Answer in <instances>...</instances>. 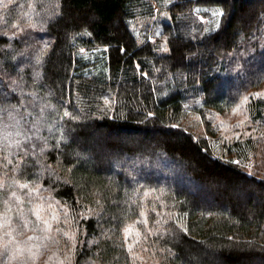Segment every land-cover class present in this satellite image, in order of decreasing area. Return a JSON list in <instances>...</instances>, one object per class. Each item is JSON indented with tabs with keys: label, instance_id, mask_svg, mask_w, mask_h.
Instances as JSON below:
<instances>
[{
	"label": "trees",
	"instance_id": "obj_1",
	"mask_svg": "<svg viewBox=\"0 0 264 264\" xmlns=\"http://www.w3.org/2000/svg\"><path fill=\"white\" fill-rule=\"evenodd\" d=\"M9 2L0 204L19 184L40 187L46 210L58 202L50 246L64 264H134V223L160 264H264V178L180 125L187 109L222 113L260 82L264 0ZM154 3L171 16L162 45L131 27Z\"/></svg>",
	"mask_w": 264,
	"mask_h": 264
},
{
	"label": "rangeland",
	"instance_id": "obj_2",
	"mask_svg": "<svg viewBox=\"0 0 264 264\" xmlns=\"http://www.w3.org/2000/svg\"><path fill=\"white\" fill-rule=\"evenodd\" d=\"M10 6L9 0H0V20L3 17L2 12L6 11ZM153 13L149 12L146 8H139L136 11V16L131 20V27L138 40L143 43L146 40H151V42H157L160 45L164 43L165 36L163 31V24L171 21V16L168 8H161L156 3L153 4ZM164 50V49H163ZM166 51V50H165ZM261 61L259 60V65L261 66ZM257 65V66H259ZM262 67L259 68L261 70ZM244 73V72H243ZM260 82L253 85L248 89L246 95L240 98L237 102V105L231 109L224 107L225 111L222 113L213 112L210 110H205L200 113L195 109H191L189 106L180 120V125L193 133L197 139L202 137H208L213 146L215 155L229 157L230 151L234 154L236 161H239L242 168L251 175L254 174L257 177L264 178V131L256 127L257 122L254 119V115L258 114L260 118H264V109L262 112L259 111V108L262 107L260 102H264V73L260 71ZM255 93H261V95H254ZM248 97L245 101L243 98ZM239 106V107H237ZM236 109V111H233ZM261 113V114H260ZM254 114V115H253ZM241 121L243 123H241ZM251 126V127H250ZM257 129H259L258 132ZM210 132H213L210 134ZM20 138V135L14 134L11 138H8L7 141H16ZM251 140L255 150H251L250 145H247L245 141ZM236 142H238L236 144ZM12 144V143H10ZM10 149V148H9ZM241 150V151H240ZM33 187L29 186L28 188L16 189L18 196H21L24 204L23 210L25 216L28 220L32 222H37L36 217L33 212L29 211L35 203L44 204L43 214L45 218H50L53 210L57 212L60 209V204L58 202L51 201V208L45 209L44 201L50 199V197L43 192L40 187L38 192H32ZM24 190V192H23ZM7 200V199H6ZM31 200L33 203H28L27 201ZM12 206V218L16 217V208L20 203L11 196V200H7ZM6 205L5 203L0 204V212H3ZM141 220L144 224H148V217L145 214ZM51 224L53 220H50ZM181 224V223H180ZM13 227L16 224L12 225ZM130 226V225H129ZM132 231L130 233H125V239L127 247L131 245L134 264H160L156 253L150 251L146 244V240L142 235V230L139 228V224H131ZM32 225L30 224L28 228L23 230L24 235H18L17 238L23 240L28 235H33L34 233L30 231ZM53 228V225H52ZM7 231V226L0 229V237H3L4 232ZM137 231L139 235H137ZM53 232L49 235L51 236ZM35 235L43 236L40 229L37 228ZM53 239L50 240H40L37 243L44 245L46 242L47 245L42 247L39 250V255L37 256L34 264H48L47 262L61 264V259L56 261V251L50 246ZM44 251L45 253H40ZM0 264H9L8 257L0 256ZM11 264H17L16 261H12ZM31 264V262H30Z\"/></svg>",
	"mask_w": 264,
	"mask_h": 264
},
{
	"label": "snow or ice",
	"instance_id": "obj_3",
	"mask_svg": "<svg viewBox=\"0 0 264 264\" xmlns=\"http://www.w3.org/2000/svg\"><path fill=\"white\" fill-rule=\"evenodd\" d=\"M222 14V13H221ZM254 95H261V93H255ZM245 101L248 99V97L243 98ZM239 107V106H237ZM233 111H236V109H233ZM65 115H68L67 112H65ZM241 123H243L241 121ZM174 127H179V125H174ZM11 133H7L5 136V139L10 136ZM16 135H22L19 131L16 132ZM24 139H28L27 135H24ZM10 143H16L19 144V141H10ZM236 163H239V161H236ZM16 183H19L18 181ZM3 185L0 184V187ZM20 188H28V184H19ZM32 192H38V188L33 187L31 189ZM11 196L15 197L17 201L20 203L18 204L16 208V215L19 217L20 223L16 224L15 227L12 225L14 224L11 212H12V206L9 204L7 200L4 201L6 207L3 212H0V229L7 226V231L4 232L3 237H0V256H7L9 264H11L12 261H16L17 264H34L37 256L39 255V250L44 247L45 245L41 243H37V241L40 240H50L52 237L49 235L52 231V224L50 220H57L59 217L57 213L53 210L52 215L50 218H45V215L43 214L44 204L42 203H35L29 211L33 212L36 221L32 222L28 220L25 216L24 210H23V204L24 201L21 196H18L15 191L11 192ZM28 203H33L31 200L27 201ZM49 208L52 207L51 204L48 205ZM141 215H144V213H141ZM67 222V221H65ZM32 225L30 231H32L33 235L26 236L23 240H20L17 238V234L23 236V229L28 228L29 225ZM183 227V225H181ZM39 228L41 233H43V236L35 235L36 229ZM56 231H61L57 229ZM125 233H130L132 231V226H128L124 229ZM64 236H70L68 232H63ZM137 235H139V232L137 231ZM70 239H74V236H70ZM58 242V241H57ZM129 250H131V245H129ZM69 253L71 254V249H68ZM61 264H64V261H61Z\"/></svg>",
	"mask_w": 264,
	"mask_h": 264
}]
</instances>
